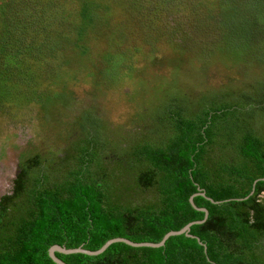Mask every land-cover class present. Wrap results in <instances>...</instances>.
<instances>
[{
	"label": "trees",
	"instance_id": "1",
	"mask_svg": "<svg viewBox=\"0 0 264 264\" xmlns=\"http://www.w3.org/2000/svg\"><path fill=\"white\" fill-rule=\"evenodd\" d=\"M217 1L222 11L221 16L214 15L215 28L233 32L225 34L229 43L220 47L221 52L232 49L236 62L246 61L248 54L260 56L257 53H261L264 38L261 4ZM5 3L8 8L2 6L0 27L5 26L6 34L1 37L8 39L4 42L7 47L15 43L23 64L39 59L48 28L76 21V33L94 32L99 29L97 14H110L109 8H102L105 0ZM123 4V0H115L112 9L118 11ZM37 7L45 8L46 14L41 16ZM203 8L201 26L213 18L217 6ZM240 8L247 14H240ZM113 15L111 11L112 19ZM107 20L102 19L101 26L106 22L109 28ZM253 32L258 35H251ZM251 86L254 83L245 89L250 98L224 83L195 101L182 95L189 107L181 105L177 97L170 98V93L156 120L162 127L157 141L146 137V133L150 138L153 135V120L145 123L149 116L137 118L144 122L135 133L123 132L119 139L107 135L110 140H103V135H97L94 115L83 114L76 125L79 135L69 132L62 137L69 145L63 156L52 161L47 155L45 167H41L40 157L28 160L12 181L11 191L0 197V264H55L48 255L53 245L95 251L118 237L158 243L166 233L203 220L204 212L189 202L200 191L219 204L194 197L196 207L208 210L205 222L190 230L199 241L180 235L170 237L161 248L113 243L98 256L55 254L66 264H248L245 257L248 259L249 252L244 253L243 244L264 246V128L255 119L264 113V86ZM85 116L88 119L83 121ZM233 148L234 158L228 156L217 170L216 159ZM246 164L252 167L246 168ZM51 166L59 171L55 180L47 174ZM133 251L144 254L141 257Z\"/></svg>",
	"mask_w": 264,
	"mask_h": 264
},
{
	"label": "rangeland",
	"instance_id": "2",
	"mask_svg": "<svg viewBox=\"0 0 264 264\" xmlns=\"http://www.w3.org/2000/svg\"><path fill=\"white\" fill-rule=\"evenodd\" d=\"M10 1L0 0V13ZM113 1L105 0L102 8H109L110 14H97L99 29L94 32L76 33V21L48 28L43 52L29 64L19 61L15 43L12 48L4 44L8 39L1 35L6 30L0 27V197L11 191L12 181L28 160L40 157L41 167H45L47 155L52 161L62 157L69 146L62 137L69 132L79 135L76 125L85 113L94 115L99 125L97 135H103V140H110L107 135L119 139L123 132L135 133L144 122L137 118L149 116L145 123L153 120V135L150 138L146 133V137L157 141L162 127L156 120L170 93V98L177 97L181 105L189 107L182 95L195 101L222 83L238 94H247L245 89L252 83L264 86V38H258L260 56L248 54L246 61L236 62L232 49L221 52L220 47L229 43L225 34L233 32L215 28L214 15L222 11L217 0H169L168 5L163 0H123L118 11L112 9ZM256 1L264 10V0H246L250 4L245 6ZM214 3L217 10L211 14L213 18L201 26L203 7L213 10ZM37 9L41 16L46 14L45 8ZM240 10V14H247L245 8ZM104 18L109 20L110 29L106 22L101 26ZM254 45L253 40L250 49ZM255 119L264 128V113ZM234 150L228 149L216 159L217 170L228 156L234 158ZM47 174L52 180L59 177L52 166ZM243 248L245 254L249 252L248 259L245 257L248 264H264V246L243 244ZM139 254L142 257L144 253Z\"/></svg>",
	"mask_w": 264,
	"mask_h": 264
},
{
	"label": "water",
	"instance_id": "3",
	"mask_svg": "<svg viewBox=\"0 0 264 264\" xmlns=\"http://www.w3.org/2000/svg\"><path fill=\"white\" fill-rule=\"evenodd\" d=\"M255 183H254V185H255ZM198 195H200L202 197H205L206 199L210 200L212 203H216V204L218 203L219 204V202H214L210 198L206 197V195H205V193L203 191H200V192L194 194L193 196L190 197L189 202L193 206L194 209H196L198 211H201V212H204V214H205L204 215V219L201 220V221L190 222V223H188L187 225H185L183 228H181L178 231H170V232L166 233L164 235V237L158 243L133 242V241H131L129 239L118 237V238H113V239L108 240L99 249H97L95 251L84 249L82 246L78 247V248L67 249V248L59 246V245H53L48 250V255H49V257L51 258V260L55 264H66L64 261L59 259L56 256L55 253H60V254H63V255L85 254V255H88V256H98V255L102 254L113 243H124V244H126V245H128L130 247H133V248H143V247H146V248H160V247H163L165 245L166 241L170 237L180 236V235H185L186 237H190V238H196V240L199 241V239L197 237H194V236L190 235V230H191V227L193 225H199V224H202V223L205 222V220L207 219V216H208V211L205 208H198V207H196L194 205L193 199H194V197H197ZM200 244H202V243H200Z\"/></svg>",
	"mask_w": 264,
	"mask_h": 264
},
{
	"label": "crops",
	"instance_id": "4",
	"mask_svg": "<svg viewBox=\"0 0 264 264\" xmlns=\"http://www.w3.org/2000/svg\"><path fill=\"white\" fill-rule=\"evenodd\" d=\"M261 198L264 200V198L261 196ZM207 210V209H206ZM208 211V210H207ZM205 215V214H204ZM208 217V216H207ZM204 219V218H203ZM201 221V220H200ZM203 224V223H202ZM161 248V247H160Z\"/></svg>",
	"mask_w": 264,
	"mask_h": 264
},
{
	"label": "flooded vegetation",
	"instance_id": "5",
	"mask_svg": "<svg viewBox=\"0 0 264 264\" xmlns=\"http://www.w3.org/2000/svg\"><path fill=\"white\" fill-rule=\"evenodd\" d=\"M263 194H264V191H263Z\"/></svg>",
	"mask_w": 264,
	"mask_h": 264
}]
</instances>
